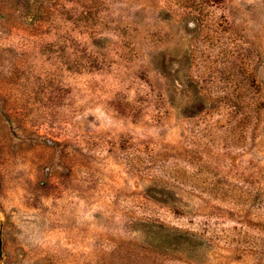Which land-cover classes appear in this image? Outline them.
Masks as SVG:
<instances>
[{
	"label": "rangeland",
	"instance_id": "374dc122",
	"mask_svg": "<svg viewBox=\"0 0 264 264\" xmlns=\"http://www.w3.org/2000/svg\"><path fill=\"white\" fill-rule=\"evenodd\" d=\"M0 264H264V0H0Z\"/></svg>",
	"mask_w": 264,
	"mask_h": 264
}]
</instances>
